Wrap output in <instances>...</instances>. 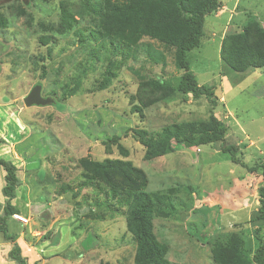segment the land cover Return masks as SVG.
Returning a JSON list of instances; mask_svg holds the SVG:
<instances>
[{"label": "rangeland", "instance_id": "rangeland-1", "mask_svg": "<svg viewBox=\"0 0 264 264\" xmlns=\"http://www.w3.org/2000/svg\"><path fill=\"white\" fill-rule=\"evenodd\" d=\"M101 3L0 2V138L5 142L0 155L19 162L20 185L12 203L27 219L8 217L9 231L39 264H135L127 206L103 189L83 185V173L106 187L129 186L144 175L139 183L147 192L167 197L152 223L157 239L167 244L168 262L217 264L218 244L233 234L252 254L261 178L248 175L213 144L147 156L141 137L154 138L165 126L207 122L212 104L205 95L195 98L172 88L183 71L171 49L147 36L142 43L150 42L161 61L142 47L103 77L107 59L90 55L78 39L79 31L93 39L90 31L109 23ZM255 23L264 27V0H222V7L206 16L201 43L188 52L198 83L216 85L214 112L227 125L226 140L238 145V157L248 165L264 160V66L236 71L223 61L222 51L258 45ZM36 84L58 102L26 106L24 97ZM111 160L121 163L107 175L93 169L92 162ZM5 184L0 164V215ZM106 199L110 205L103 204ZM12 245L0 233V264H17L8 257Z\"/></svg>", "mask_w": 264, "mask_h": 264}, {"label": "trees", "instance_id": "trees-1", "mask_svg": "<svg viewBox=\"0 0 264 264\" xmlns=\"http://www.w3.org/2000/svg\"><path fill=\"white\" fill-rule=\"evenodd\" d=\"M109 23L102 30H91L94 38L79 31L78 39L90 55L107 59L108 70L103 77L111 75L112 68L117 66L118 60L127 58L137 53L143 47L147 55L161 61L164 57L157 52L150 42L142 43L147 36L164 43L173 51L175 64L183 71L176 85L172 88L195 98L205 95L212 104L209 120L207 122H188L165 126L156 134V137H141L142 143L147 147V156H163L182 147L197 148L205 144L219 146V150L228 153L231 160L241 164L247 169L248 175H257L261 179L257 184L258 207L257 213L252 217L258 226L254 232L256 248L251 254L244 245V239L235 234L223 237V242L218 244L219 253L214 255L217 264H264V160H259L254 165H248L238 157V145L228 142L227 125L214 112L217 105L216 85H200L190 69L188 52L199 46L203 36L206 16L218 11L222 7V0H102ZM65 15L67 11L62 8ZM258 34V45H244L235 47L228 52L222 51L223 61L232 69L247 72L253 68L264 66V27L255 23ZM246 38V32L241 34ZM93 43L95 45L93 46ZM154 81V80H153ZM156 83V82H154ZM164 85V84H163ZM165 86V85H164ZM58 102V100H57ZM4 140L0 138V144ZM174 143L182 144L175 148ZM8 154V153H7ZM11 159H13L10 156ZM0 155V164L5 170V186L3 188L6 203L3 214L0 215V233L4 239L13 245L8 257L17 264H39L40 260H32L26 254L17 235L9 231L7 219L18 208L12 203L16 197V190L20 185L19 162ZM121 162L116 160L105 162H92L93 169L107 175L110 168L117 167ZM132 171H139L138 167H129ZM140 178L132 180L131 185L111 186L97 185V180L92 173H83V185H90L98 192L102 189L118 201V204L127 206V229L136 240L135 264H173L167 261V244L157 239L153 230V212L162 209V203L167 198L164 195L147 192L145 185L140 184ZM64 190V189H62ZM105 205L109 200L106 199ZM90 238V237H89ZM87 241V248L93 245ZM216 246V248H218ZM176 264V263H174Z\"/></svg>", "mask_w": 264, "mask_h": 264}, {"label": "water", "instance_id": "water-1", "mask_svg": "<svg viewBox=\"0 0 264 264\" xmlns=\"http://www.w3.org/2000/svg\"><path fill=\"white\" fill-rule=\"evenodd\" d=\"M4 1V0H0ZM24 103L26 106H47L57 103V99L54 96H44L42 84H36L32 87L30 92L24 97Z\"/></svg>", "mask_w": 264, "mask_h": 264}, {"label": "built area", "instance_id": "built-area-1", "mask_svg": "<svg viewBox=\"0 0 264 264\" xmlns=\"http://www.w3.org/2000/svg\"><path fill=\"white\" fill-rule=\"evenodd\" d=\"M13 217L16 218V219H18V220H20V221H22V222H27L26 217L20 215L19 213H15V214H13Z\"/></svg>", "mask_w": 264, "mask_h": 264}]
</instances>
